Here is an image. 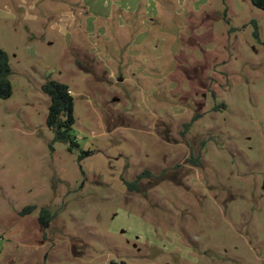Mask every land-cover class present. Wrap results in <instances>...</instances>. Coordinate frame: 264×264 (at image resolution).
Segmentation results:
<instances>
[{
    "label": "rangeland",
    "instance_id": "obj_1",
    "mask_svg": "<svg viewBox=\"0 0 264 264\" xmlns=\"http://www.w3.org/2000/svg\"><path fill=\"white\" fill-rule=\"evenodd\" d=\"M0 47V264H264L263 9L0 0ZM48 77L79 146L47 125Z\"/></svg>",
    "mask_w": 264,
    "mask_h": 264
},
{
    "label": "trees",
    "instance_id": "obj_2",
    "mask_svg": "<svg viewBox=\"0 0 264 264\" xmlns=\"http://www.w3.org/2000/svg\"><path fill=\"white\" fill-rule=\"evenodd\" d=\"M251 2L254 6L264 10V0H251ZM10 71L11 62L9 54L5 49L0 47V98L6 99L13 94V86L9 78ZM42 90L50 97L46 122L50 128L56 131V140L69 142L71 147L79 146L77 141L78 136L73 132V126L75 124V99L70 86L48 77L42 85ZM189 126L190 123H186L185 127L188 128ZM89 153L90 151H82L79 159L81 160L83 156L89 155ZM150 174V171H145L138 175L134 183L126 182L127 188H137L138 181L144 175ZM35 208L36 206H28L23 212L29 213ZM51 217L50 210L47 207H43L40 211L39 220L41 222H47Z\"/></svg>",
    "mask_w": 264,
    "mask_h": 264
}]
</instances>
